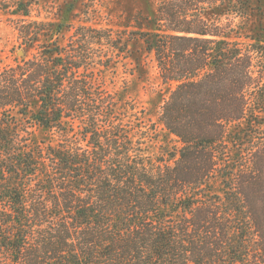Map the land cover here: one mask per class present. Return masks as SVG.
I'll return each instance as SVG.
<instances>
[{
  "label": "trees",
  "instance_id": "1",
  "mask_svg": "<svg viewBox=\"0 0 264 264\" xmlns=\"http://www.w3.org/2000/svg\"><path fill=\"white\" fill-rule=\"evenodd\" d=\"M14 5L31 56L0 66V264H264V0H157L120 32ZM138 40L176 83L158 156L97 69Z\"/></svg>",
  "mask_w": 264,
  "mask_h": 264
},
{
  "label": "rangeland",
  "instance_id": "2",
  "mask_svg": "<svg viewBox=\"0 0 264 264\" xmlns=\"http://www.w3.org/2000/svg\"><path fill=\"white\" fill-rule=\"evenodd\" d=\"M20 1H31L30 20L59 21L60 8L74 5V13L78 14L75 17L76 23H84L85 27L91 29H113L116 32L132 30L137 25L138 16L151 18L157 8V0ZM14 2L15 0H0V66L14 64L25 56H31V52L26 53L20 48L21 40L13 21L18 17L12 14L15 9ZM70 19L74 20L73 17ZM103 35L105 34L102 33ZM104 43L98 41L97 47H105ZM130 49L133 51L132 56L123 55L114 60L107 69L97 67L104 75L101 86L110 92L118 91L124 99L120 113L133 115L132 121L139 129L155 137V140L149 143L153 155L158 156L165 150L173 151L180 147V143L160 121V113L176 83L163 81L154 56L145 50L141 40L131 42ZM20 51H23V54H20ZM42 137L43 132L38 130L36 138Z\"/></svg>",
  "mask_w": 264,
  "mask_h": 264
},
{
  "label": "water",
  "instance_id": "3",
  "mask_svg": "<svg viewBox=\"0 0 264 264\" xmlns=\"http://www.w3.org/2000/svg\"><path fill=\"white\" fill-rule=\"evenodd\" d=\"M19 53H20V54H23V51H20Z\"/></svg>",
  "mask_w": 264,
  "mask_h": 264
}]
</instances>
